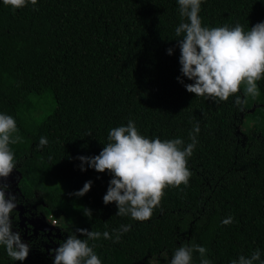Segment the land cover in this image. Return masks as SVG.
<instances>
[{
	"label": "trees",
	"instance_id": "1",
	"mask_svg": "<svg viewBox=\"0 0 264 264\" xmlns=\"http://www.w3.org/2000/svg\"><path fill=\"white\" fill-rule=\"evenodd\" d=\"M199 15L210 27L239 22L246 30L264 20V0H202ZM180 20L176 0H38L16 10L0 4V111L15 118L22 137L10 145L19 188L25 197L36 193L78 238L77 229L112 234L131 224L118 241H90L102 264H151L158 256L168 264L180 243L205 246L212 264L257 248L264 259V78L255 99L241 85L235 95L242 104L187 92L176 79ZM128 119L150 138L185 143L199 124L187 186L166 187L144 222L116 216L115 203L102 202L107 170L85 164L81 171L77 160L98 155L108 130ZM41 136L48 143L37 148ZM88 180L87 193L72 195ZM227 216L233 220L224 225ZM158 227L165 228L160 244L151 232Z\"/></svg>",
	"mask_w": 264,
	"mask_h": 264
},
{
	"label": "clouds",
	"instance_id": "2",
	"mask_svg": "<svg viewBox=\"0 0 264 264\" xmlns=\"http://www.w3.org/2000/svg\"><path fill=\"white\" fill-rule=\"evenodd\" d=\"M38 0H0V4L12 10L21 9ZM202 0H176L180 22L174 28L176 46L179 48V72L176 77L185 90L198 97L225 101L234 96L235 104H242L241 96L235 95L243 85L246 96L255 99L259 94L257 81L264 78V20L245 28L236 22L229 26H208L202 24L200 6ZM173 48L166 49L171 55ZM181 77L191 81L184 83ZM199 124L195 123L189 133V142L180 137L160 139L158 136L143 135L132 119L126 124L112 127L98 155L78 156L79 168L84 165L96 172L110 175L102 202H114L116 216H127L132 221H148L155 208L159 207L166 187L187 186L192 173L188 168V158L197 144L196 134ZM22 140L15 118L0 111V178H7L16 166L14 153L10 148ZM48 143L46 137L39 138L37 148ZM91 180L72 193L83 196L91 187ZM7 184H0V248L11 262H23L28 255L30 244L22 242L20 232L12 231L16 214L15 197L9 193L5 198ZM85 216L91 212L85 208ZM10 215L12 219H10ZM232 216L221 220L224 225L232 222ZM131 228L122 224L113 229L112 234L105 230L77 229L83 238L75 233L59 243L52 264H102L90 241L101 237L114 242ZM205 246L196 243H180L175 247L168 264H193V253L199 255V264H212L207 258ZM261 250L254 249L249 255H237L229 264H264Z\"/></svg>",
	"mask_w": 264,
	"mask_h": 264
},
{
	"label": "flooded vegetation",
	"instance_id": "3",
	"mask_svg": "<svg viewBox=\"0 0 264 264\" xmlns=\"http://www.w3.org/2000/svg\"><path fill=\"white\" fill-rule=\"evenodd\" d=\"M13 169L17 170L15 167ZM18 179L19 175L12 170L7 178H0V184L8 186L5 198L11 193L17 201L13 209L16 217L12 231L18 230L22 242L29 243L30 249L23 262H11L0 248V260H9V264H52L53 250L72 233L68 228L69 224L48 214V205L36 193L33 197H25L19 188Z\"/></svg>",
	"mask_w": 264,
	"mask_h": 264
},
{
	"label": "rangeland",
	"instance_id": "4",
	"mask_svg": "<svg viewBox=\"0 0 264 264\" xmlns=\"http://www.w3.org/2000/svg\"><path fill=\"white\" fill-rule=\"evenodd\" d=\"M41 110L42 111L45 110V107H42ZM60 219H62V217H60ZM151 232L152 234H155V237L157 238L156 243L160 244L165 241V234H164L165 228L164 227L154 228L151 230ZM150 263L151 264H164L165 262H164L163 257L158 256V257H154L150 259Z\"/></svg>",
	"mask_w": 264,
	"mask_h": 264
},
{
	"label": "water",
	"instance_id": "5",
	"mask_svg": "<svg viewBox=\"0 0 264 264\" xmlns=\"http://www.w3.org/2000/svg\"><path fill=\"white\" fill-rule=\"evenodd\" d=\"M13 171H14L17 175H19V179H18V182H19V180L21 179V174H20L17 170H15V169H13ZM18 192H20V191L18 190Z\"/></svg>",
	"mask_w": 264,
	"mask_h": 264
},
{
	"label": "built area",
	"instance_id": "6",
	"mask_svg": "<svg viewBox=\"0 0 264 264\" xmlns=\"http://www.w3.org/2000/svg\"><path fill=\"white\" fill-rule=\"evenodd\" d=\"M54 222V221H53Z\"/></svg>",
	"mask_w": 264,
	"mask_h": 264
}]
</instances>
